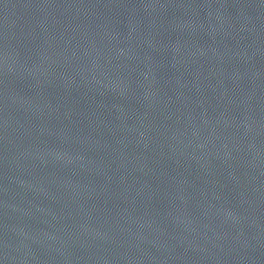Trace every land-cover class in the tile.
I'll return each mask as SVG.
<instances>
[{
  "label": "water",
  "instance_id": "95a60500",
  "mask_svg": "<svg viewBox=\"0 0 264 264\" xmlns=\"http://www.w3.org/2000/svg\"><path fill=\"white\" fill-rule=\"evenodd\" d=\"M0 264H264V0H0Z\"/></svg>",
  "mask_w": 264,
  "mask_h": 264
}]
</instances>
